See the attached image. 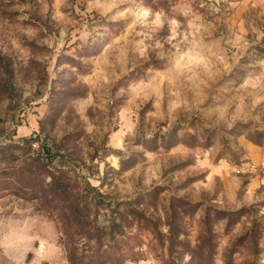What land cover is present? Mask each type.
Segmentation results:
<instances>
[{
    "label": "rangeland",
    "instance_id": "rangeland-1",
    "mask_svg": "<svg viewBox=\"0 0 264 264\" xmlns=\"http://www.w3.org/2000/svg\"><path fill=\"white\" fill-rule=\"evenodd\" d=\"M127 236L264 264V0H0V264Z\"/></svg>",
    "mask_w": 264,
    "mask_h": 264
},
{
    "label": "trees",
    "instance_id": "trees-1",
    "mask_svg": "<svg viewBox=\"0 0 264 264\" xmlns=\"http://www.w3.org/2000/svg\"><path fill=\"white\" fill-rule=\"evenodd\" d=\"M126 238H127L126 241H124L122 246L118 249V251L120 253L119 256L117 258L116 257L113 258V259H116L118 261L117 264H124L126 262V260H128L130 258H136L139 255V254L134 253V249L139 247L141 244H139V242L137 240H135L134 238H132L131 236H127ZM132 239L134 240V242L138 243V245L135 244L133 247L130 246L129 242ZM124 249L126 250V252L122 253V251Z\"/></svg>",
    "mask_w": 264,
    "mask_h": 264
}]
</instances>
